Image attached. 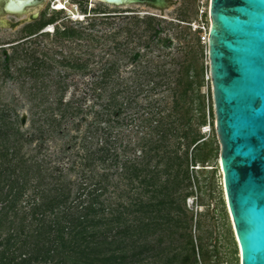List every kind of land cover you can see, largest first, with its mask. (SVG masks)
Listing matches in <instances>:
<instances>
[{
    "label": "trees",
    "instance_id": "obj_1",
    "mask_svg": "<svg viewBox=\"0 0 264 264\" xmlns=\"http://www.w3.org/2000/svg\"><path fill=\"white\" fill-rule=\"evenodd\" d=\"M95 13L102 15L97 18L110 17L101 9ZM132 18L138 30L145 25L141 36H148L146 53L133 51V66H141L153 45L162 50L175 46V38L163 28L161 19ZM56 20L55 15H44L40 22L26 25L23 39ZM94 20L86 27L58 28L55 37L60 41L95 40L92 35L98 23ZM118 34L111 37L116 39ZM195 37L192 59L172 78L165 74L161 80L162 67L147 62L141 73L133 72L123 81L114 62L103 68L101 79L87 87L82 99L69 101L64 94L70 85L56 82L55 108L41 115V142L63 132L69 140L72 129L79 132L89 115H97L80 144L67 143V151L79 146L77 159L68 169L77 174L75 180L24 152L25 143L32 139L21 130L19 115L11 121L9 111L0 107V264H210L217 257L201 236L194 235L193 228L197 230L200 223L194 224L195 215L187 207L188 199L202 189L197 170H207L195 167H212L209 164L220 153L213 103L207 105L203 93L205 68L200 64L203 45L198 31ZM101 39L96 41L101 43ZM2 56L7 78L16 79L11 63L17 56L7 50ZM25 57L31 58L27 53ZM79 61L68 57L61 64L86 73L89 61ZM48 68L33 59L29 68L19 72L37 81ZM162 87L163 94H170V106L166 97L154 100ZM87 92H93L95 102L85 108ZM97 104L100 112L94 111ZM129 110L137 111L144 133L132 148L124 147L115 135L116 129L136 120L134 115L122 119ZM208 126L210 134L204 132ZM78 138L79 134L72 140ZM137 149L141 155L129 158Z\"/></svg>",
    "mask_w": 264,
    "mask_h": 264
},
{
    "label": "rangeland",
    "instance_id": "obj_2",
    "mask_svg": "<svg viewBox=\"0 0 264 264\" xmlns=\"http://www.w3.org/2000/svg\"><path fill=\"white\" fill-rule=\"evenodd\" d=\"M56 3H62L66 7L65 11H55L54 4ZM95 9L107 12L110 17L105 18L108 20L101 17L97 18V16L102 15L96 14ZM40 11H44L46 18L57 16L55 24L51 26L53 33L43 32L44 34L39 33L36 37L24 40L23 38L26 37V34L23 25L16 28H0V107L9 111V114L12 115L11 121H14L16 115H19L21 130L26 133L29 140L32 139L31 142L25 143L24 152H27L32 157L35 155L39 159H44L47 164L49 163L50 167L60 170V172L68 176V179L75 180L77 174L69 172L68 169L71 168L77 159L76 154L79 146L77 145L72 150L67 151V143L73 146L75 142L80 144L82 137L87 135L89 131L90 122L97 115H89L88 123L80 127L79 132L76 129H72L70 141L62 136L63 132L61 136L55 134L53 138H46L45 141L41 142L42 130L40 131L38 127L42 125L43 117L41 115L44 111H52V108H55L53 101L55 100V91L57 89L56 82H65L70 85L68 92L64 94L65 101H69L82 99L87 87L90 88L93 82L101 79L103 68L110 66L114 62H117L120 67V76L118 77L123 81L131 78L133 72L141 73L142 68L148 64L147 62H153L154 65L162 67V72L159 75L161 80L166 78L165 74L168 78L175 77V74L181 71L183 63H188L194 55L191 46L197 43L196 31L189 24L199 20L198 3L197 0H169V7L159 10L139 4L112 6L95 0H47L46 5L41 7ZM74 14L77 16L81 15L82 20H73ZM132 17L141 19L156 17L161 19L163 28L166 29L170 36L175 38V46L171 50H162L153 45L152 52L148 55V58L143 59L141 66H133L131 55L135 49L146 53L144 46L148 42V36H141L145 25H140V30H138L134 26ZM25 18L26 16H22V19ZM0 19L8 23L18 21L12 16H5ZM94 19H97L98 23L92 35L95 40L74 39L60 41L55 37L58 28L65 26L77 27L80 25L86 27L95 21ZM170 23H173L175 27H172ZM91 31L93 30L88 29L89 33ZM116 33H119L116 39L112 38L111 36ZM98 39H101V43L96 41ZM117 44L120 45L119 49L116 48ZM3 50H7L11 55L17 56V59L11 63V73L16 76V79L7 78L5 71L2 69ZM207 52V48L203 45V52L199 54V58L200 64L204 68L207 67L208 62ZM26 53L30 54L31 58L25 57ZM68 57L78 58L81 63L88 60L89 66L86 73L62 66L61 62ZM32 58L43 61L49 67L42 70L41 73L44 76H41L37 81L31 76L21 75V72H19L22 68L31 66ZM113 78L117 79V76ZM164 81L166 83L167 79ZM43 83L47 84V86L44 87ZM163 90H165V87L160 89V95L155 96L154 100L166 97L168 100H165L169 102L168 106H170V94L168 92L163 94ZM203 93L208 105V96L210 101H213L212 89L204 85ZM87 94L88 101L85 103V108L95 102V99H92L95 96L93 92H87ZM94 111L100 112L101 106L97 104ZM126 115H134L136 120L133 123L130 122L129 126L116 129L115 135L122 139L120 143L124 147L130 145V148H132L144 133L141 132L143 128H139L140 119L138 117L140 116H138L137 111H127L122 119ZM24 117L26 120L23 125L22 120ZM33 120H39V122L34 124ZM67 127L70 128L71 124H68ZM63 130L67 131L66 126H63ZM204 132L210 134L211 128L204 129ZM77 134H79L78 140H72ZM215 134L217 138L216 146L219 147L216 131ZM94 147H96L95 144ZM80 152L83 153V150ZM140 155L141 150L137 149L129 153V158L139 157ZM209 165H212V167L206 166L203 168L199 165L195 167V169L207 170L204 173H201L202 170H197L196 176H198L202 189L198 191L195 197H191L187 201L188 209L194 213L196 218L194 224H196L197 220L200 223V227L197 230L193 228V233L196 236H201L209 250L217 255V257L212 258L210 264H240L241 253L226 202L220 153L218 158ZM210 169H216L214 170L216 173H212L213 170ZM114 171V169L110 170L111 174L115 173ZM100 172L102 171L100 170Z\"/></svg>",
    "mask_w": 264,
    "mask_h": 264
},
{
    "label": "water",
    "instance_id": "obj_3",
    "mask_svg": "<svg viewBox=\"0 0 264 264\" xmlns=\"http://www.w3.org/2000/svg\"><path fill=\"white\" fill-rule=\"evenodd\" d=\"M95 1L169 7L167 0ZM39 4L0 0V16H24ZM210 18L215 130L226 202L240 264H264V0H210ZM7 27L10 24L0 20V28Z\"/></svg>",
    "mask_w": 264,
    "mask_h": 264
},
{
    "label": "built area",
    "instance_id": "obj_4",
    "mask_svg": "<svg viewBox=\"0 0 264 264\" xmlns=\"http://www.w3.org/2000/svg\"><path fill=\"white\" fill-rule=\"evenodd\" d=\"M198 3V17L199 20L190 23L189 26L193 28L194 31H198L200 33V40L202 45H204L207 48V57H208V62H207V67L205 68V76H204V85L211 88L213 92V87H212V78H211V72H210V59H209V34H210V26H211V18H210V0H197ZM59 7V6H55ZM55 10V9H54ZM83 15V14H82ZM75 17H79L78 19ZM82 16L79 15H73V20H79L81 21ZM208 101H210V97L208 96ZM214 101V100H213ZM212 101V103H213ZM214 106V104H213ZM210 128L205 127V129Z\"/></svg>",
    "mask_w": 264,
    "mask_h": 264
},
{
    "label": "flooded vegetation",
    "instance_id": "obj_5",
    "mask_svg": "<svg viewBox=\"0 0 264 264\" xmlns=\"http://www.w3.org/2000/svg\"><path fill=\"white\" fill-rule=\"evenodd\" d=\"M38 1H40L41 4H39V5L36 6V7L29 8V9H28V10H29L28 14L24 15V16H26L25 19H22V16H13V15H11L12 17L18 19V21H16V22L12 21L11 23H9V24H10V27H11V28H16V27H18V26H20V25H23V26L25 27V26L28 25V24L36 23V22H40V21L42 20L43 16H44V11H40V8L46 5L47 0H38ZM142 1L147 2V1H150V0H142ZM167 2L169 3V0H167ZM56 5L60 6V5H63V4H62V3H61V4L56 3V4H54V7H55ZM141 5H144V6H146V7H151V6L148 5V4H141ZM151 8H153V7H151ZM154 9H156V8H154ZM55 11H57V10H55ZM35 13H38V14H39L38 17H36V18H34V14H35ZM2 17H5V16H0V18H2ZM0 20H1V19H0ZM29 20H31V21H29ZM54 24H55V23H54ZM52 25H53V24L46 26V27H45L44 29H42L41 31H39V32H37V33L31 35L30 37H28V39L38 36L39 33L44 34L43 32H46L48 29H50ZM54 32H55V31H54ZM49 33H53V31H51V32H49ZM24 40H25V39H24ZM24 40H23V41H24Z\"/></svg>",
    "mask_w": 264,
    "mask_h": 264
},
{
    "label": "bare ground",
    "instance_id": "obj_6",
    "mask_svg": "<svg viewBox=\"0 0 264 264\" xmlns=\"http://www.w3.org/2000/svg\"><path fill=\"white\" fill-rule=\"evenodd\" d=\"M54 8H55V7H54ZM63 8H65V7H63V6L60 5L59 7H56L55 10H58V11H60V10H64ZM75 18L78 19L79 17H75ZM79 19H80V18H79ZM51 31H52V29L50 28V29H48L46 32H51Z\"/></svg>",
    "mask_w": 264,
    "mask_h": 264
},
{
    "label": "clouds",
    "instance_id": "obj_7",
    "mask_svg": "<svg viewBox=\"0 0 264 264\" xmlns=\"http://www.w3.org/2000/svg\"><path fill=\"white\" fill-rule=\"evenodd\" d=\"M62 6H64V5H62ZM65 7V6H64ZM66 8V7H65ZM65 11V10H64Z\"/></svg>",
    "mask_w": 264,
    "mask_h": 264
}]
</instances>
